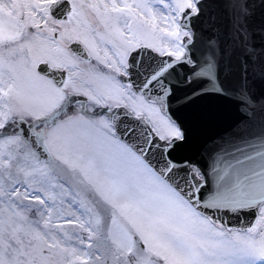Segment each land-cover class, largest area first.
<instances>
[{"label": "snow or ice", "instance_id": "snow-or-ice-1", "mask_svg": "<svg viewBox=\"0 0 264 264\" xmlns=\"http://www.w3.org/2000/svg\"><path fill=\"white\" fill-rule=\"evenodd\" d=\"M0 264H264V0H0Z\"/></svg>", "mask_w": 264, "mask_h": 264}, {"label": "water", "instance_id": "water-1", "mask_svg": "<svg viewBox=\"0 0 264 264\" xmlns=\"http://www.w3.org/2000/svg\"><path fill=\"white\" fill-rule=\"evenodd\" d=\"M199 107L204 111H211L220 113L225 118L227 117V107L223 101L217 100L215 98H207L200 102ZM222 123V121H217L214 126H210L207 129L208 134H211L216 128Z\"/></svg>", "mask_w": 264, "mask_h": 264}]
</instances>
